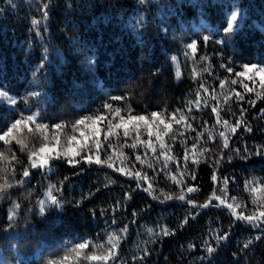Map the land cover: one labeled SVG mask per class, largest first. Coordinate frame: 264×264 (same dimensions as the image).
Returning <instances> with one entry per match:
<instances>
[{
	"label": "trees",
	"instance_id": "obj_1",
	"mask_svg": "<svg viewBox=\"0 0 264 264\" xmlns=\"http://www.w3.org/2000/svg\"><path fill=\"white\" fill-rule=\"evenodd\" d=\"M233 13L238 21L225 32ZM193 42L196 52L188 48ZM246 64L264 66V0H0V135L17 119L38 114L0 141V184L11 185L0 191V264H104L87 257L107 256L110 250L118 255L107 264H264V232L236 219L264 211V155H255L264 148V88L255 72L236 75ZM213 106L230 125L245 109L242 119L252 131L244 126L235 134L227 131L229 148H223L218 133L225 127L216 123ZM177 109L187 118L179 124L171 115L179 119ZM154 111L172 124L164 150L155 135L163 132L158 121L151 137L143 122H130L127 137L123 128H113L105 139L109 121L115 125L120 116L144 115L151 122ZM96 116L101 119L94 126L91 120L75 124ZM94 127L100 129L98 138ZM198 133L203 134L199 139ZM72 136L76 139L69 144ZM149 139L156 154L141 143ZM133 142L136 148L129 147ZM44 145L60 152L72 147L80 151L78 160L99 155L104 163L72 166L65 156L45 168H31L30 154L36 152L32 160H38L45 155L39 152ZM161 151L171 157L167 168L164 156L156 158ZM26 168L27 178L22 175ZM137 171L148 179H133ZM149 183L159 199L143 190ZM53 185L56 204L48 195ZM187 187L195 190L189 193ZM161 193L173 198L165 200ZM164 228L174 234L163 235ZM224 233L228 237L218 240ZM81 243L88 247L77 249ZM208 246L215 251L209 254Z\"/></svg>",
	"mask_w": 264,
	"mask_h": 264
},
{
	"label": "snow or ice",
	"instance_id": "obj_2",
	"mask_svg": "<svg viewBox=\"0 0 264 264\" xmlns=\"http://www.w3.org/2000/svg\"><path fill=\"white\" fill-rule=\"evenodd\" d=\"M13 0H8V3L9 4H12ZM45 8H47L48 6L45 5L44 6ZM45 16H47V12H45ZM238 21V14L236 13H233L230 17V21L227 22V25L225 27V32H229L230 30L233 29L234 27V23ZM33 25H36L38 22L33 20L32 21ZM188 48L192 49L193 52H196L197 50V45H196V42H193L191 44L188 45ZM244 71H241V72H237L236 75L237 76H247L248 73H252V72H255L256 75H258L260 77V87L261 88H264V66H258L256 64H251V65H244ZM229 72L232 71V68L229 66L228 69H227ZM251 78V77H249ZM237 83V81L235 79L231 80V84L235 85ZM220 87L223 88L224 87V81L222 80L220 82ZM245 89L249 92L253 91L252 88H248L247 85H244ZM201 88L204 89V91L207 93L208 92V89L203 85L201 84ZM0 95H3V93H0ZM259 95V94H258ZM236 97L238 100H243L244 97L240 94V93H236ZM228 96L225 95V102H227L228 100ZM113 99H122V97H113ZM212 99L215 100L216 99V96H212ZM11 103L12 104H15L16 101L13 99L11 100ZM190 104L192 102H189ZM248 103L250 104H254V101H248ZM196 104V107L197 109L200 108V93L198 92L197 93V100L195 102ZM205 106H208L207 105V102H205ZM105 108L109 109V110H112V105L111 104H106L104 105ZM191 107H189L188 111H191ZM114 111V115H119L120 112H121V109L120 108H116L113 110ZM245 111V109H241V119H237L235 124L233 125H230L229 124V121L228 120H221V117L219 115V111H218V106H213L212 107V112L216 114L217 116V120H216V123L217 124H223V126L225 127V130L224 131H220L218 133L219 137L223 139V148L225 149H228L229 148V137L226 135V132L227 131H230L232 134H235L237 132V129L244 126L245 129L249 132L252 131V129L250 127H247V122L245 120L242 119V115H243V112ZM176 112H180V115H179V119H176V113H172V119L175 120V122L177 124H179L181 121H185L187 118L186 116L181 112L180 109H177ZM38 114H35V115H29L27 116L26 118V121H35L36 120V116ZM150 116L152 118V121L150 122L148 120V118L144 115H137V116H133V115H129L127 117V120L125 119V117L123 116H120V122L115 124V125H112L111 121H109V131L108 133L105 135V139H107L108 135H112L114 134L113 133V128H116V129H119V128H123L124 130V136L127 137L129 135V123L130 122H143L144 125L147 127L148 129V135L149 137H151L154 133H153V125L156 121L159 122V125H163V132H160V131H157L155 133L156 135V139L159 141V147L160 149L164 150L166 148V145H165V142H164V136L168 135V133H170L172 131V124L171 123H166L165 120L162 118V113H159V112H151L150 113ZM101 119V117L99 116H96V117H84L82 119H79L75 122L76 125H82V124H85V121L87 120H91L92 121V124L93 126L96 124V121ZM24 119H17L12 125L11 127L5 131L2 135H0V141H5L6 140V137H9L12 130L13 129H16L18 128V126L24 124L26 122ZM159 125H157V128L159 127ZM37 128H44V129H47V125H43V124H37L36 125ZM139 123H136L134 124V127L136 129L139 128ZM54 128L56 129H61V125L60 124H56L53 126ZM189 128H191V124L188 125ZM193 131H195V129H192ZM205 131H207V129H205ZM99 133H100V129L98 127H94L93 128V135H95L97 138L99 136ZM181 136L183 135V133L180 134ZM203 134L202 133H198V136L197 138L199 139ZM81 136H85V133L82 131L81 132ZM13 139L15 137H12ZM209 138L211 139H215V137L211 136V134L209 135ZM76 137L75 136H72L69 138V144L71 143V141L75 140ZM87 139L88 137H85V144L87 142ZM136 141H140V137L139 135L136 136ZM172 139L175 140L176 139V136L173 135L172 136ZM57 143H59V140H57ZM141 143L147 145L148 148L151 149L152 153L153 154H156V148L153 146V143L151 141V139H149L148 141H142ZM97 147L99 148V145H97ZM129 147L131 148H136L137 147V143L136 142H133L131 145H129ZM193 147H195V144L193 145ZM168 150L170 151L171 150V147L168 146ZM231 150V149H230ZM185 151L187 152V148L185 149ZM207 151V150H205ZM245 152H247L248 150L245 149L244 150ZM39 152L40 153H44L45 155H42V156H39L38 157V160H32V157L33 156H36V152H32L29 156V159L31 162V168L35 169V168H45L47 166L50 165V163L52 161H55V160H59V159H62L64 158L65 156H70V158H68L66 160V162L72 166H76L78 164L81 163V161H85L87 163H96V164H101V163H104V161H102L100 159V156L97 155L95 157V159L93 160L92 156L91 155H88V156H81V158L78 160L76 159L77 156H80V151L72 148V147H69L66 152H60V151H57V148L55 146L53 147H48V145H44L43 147H41L39 149ZM235 152L237 154H240V150L239 149H236ZM147 154V153H145ZM255 155H264V148H261L259 150H257L255 152ZM160 156H164L165 157V164H164V167L167 168L168 167V164H167V160L168 159H171V157H168L166 155V152L165 151H161L159 153V155H157V159L160 158ZM187 155L185 156V160H187ZM242 159H247V156H242L241 157ZM108 159L110 160L111 157H108ZM223 159V157H220L219 159H217L215 161L216 164H219L220 161ZM229 160H231V157H228ZM136 160L137 161H140L141 163H143V161L141 160V157L140 155H137L136 156ZM196 163V162H194ZM108 167H112V164H108ZM148 167L151 168L152 167V164L149 163L148 164ZM117 171H120L121 173H124V169L123 168H120V169H117ZM23 177L27 178L30 176V172L29 170L26 168L24 171H23ZM133 179H137L138 181L139 180H147L148 177H147V174H145L144 176H141V173L139 171H137L134 176H132ZM192 179L195 180L196 177L195 175L192 176ZM217 179L215 173L213 174V180L215 181ZM225 182H227L228 178L225 177L224 178ZM20 183H23V181H19ZM7 187H11L10 184H0V191L6 189ZM141 187V184L138 182L137 183V188H140ZM52 188H55V186H51L50 189H49V192H48V195L50 196V199L52 201L53 204H56L58 203V199L55 195H52ZM152 184L149 183L148 184V187L147 188H144L143 190L146 191V192H149L150 195H153L152 194ZM195 189L193 187H187V192L191 193L193 192ZM260 190H264V181L261 182V189ZM252 192H256L258 191L257 188H252L251 189ZM162 195H164V199L165 200H170L172 199V195L171 194H164V193H161ZM153 199H159L158 196L156 195H153ZM179 199L181 200H184L185 199V196L183 194H181L179 196ZM217 200L220 201V204H224V200H222L219 196L216 197ZM235 199V198H233ZM189 204H193L194 205V202L192 200H188L187 201ZM211 203V199L209 200L208 204ZM253 204H256L257 203V200L256 199H253L252 201ZM208 204H205L203 205V207H207ZM261 204L264 205V201H261ZM44 202L41 201V208H40V211L41 213H43L45 211V208H44ZM19 205H17L18 207ZM219 206V205H217ZM227 207L229 209H232L233 208V205L232 204H227ZM238 207V205H237ZM258 211V215L256 213H253L252 215H244L243 213H241L240 215L236 216V219L237 220H243L249 224H252L254 227L260 229L262 232H264V211H259V209H257ZM135 215V213L133 214ZM233 215H235V213L233 212ZM13 219V216L12 215H9L8 216V220L11 221ZM184 223H187V219L184 221ZM183 226V225H182ZM126 231V229H125ZM149 232H152V229H149L148 230ZM162 232H163V235L167 236V235H171V234H174V232H170L167 228H164L162 229ZM228 237V233H224L223 235L217 237L218 240H224ZM119 237L116 238V240H118ZM255 239L259 240L261 239L260 236H257L255 237ZM109 242L112 244V249H115L116 248V243L113 241V239L110 237L109 238ZM207 244V242H205ZM252 243L251 240L248 241V243H246L244 245L245 248H247L250 244ZM88 247V244L87 243H81L79 245H77V249L79 250H83L85 248ZM189 247H192V245H189ZM72 251H76V249L72 250ZM215 251V249L212 247V246H208L207 247V252L209 254L213 253ZM77 255H79V252H77ZM117 253L115 251H112L110 250L109 251V254L107 256H97V255H91V256H88L87 259L89 260H92V261H104V264H107L108 261H115L117 259ZM65 260L68 259L67 256L64 257ZM50 264H54V262H50Z\"/></svg>",
	"mask_w": 264,
	"mask_h": 264
},
{
	"label": "rangeland",
	"instance_id": "obj_3",
	"mask_svg": "<svg viewBox=\"0 0 264 264\" xmlns=\"http://www.w3.org/2000/svg\"><path fill=\"white\" fill-rule=\"evenodd\" d=\"M174 64H175V68L177 73H179V65H178V60H177V56H174ZM14 163H23L24 161L19 159V158H12L11 159Z\"/></svg>",
	"mask_w": 264,
	"mask_h": 264
}]
</instances>
